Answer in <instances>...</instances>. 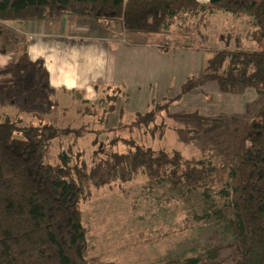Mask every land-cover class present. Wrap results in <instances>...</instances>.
<instances>
[{
    "label": "trees",
    "instance_id": "obj_1",
    "mask_svg": "<svg viewBox=\"0 0 264 264\" xmlns=\"http://www.w3.org/2000/svg\"><path fill=\"white\" fill-rule=\"evenodd\" d=\"M220 10L251 18L248 36L252 42H264V0H0V22L49 21L67 14L118 20L128 32L168 33L177 19L197 18L196 29L188 34L205 39L198 30L200 25L208 13ZM0 33L5 39L1 48L12 46L15 51L9 63L14 82L7 95L13 96L17 81L30 74L34 88L41 90L39 101L52 109L55 102L50 96L55 93L42 63L28 59L21 35L5 32L3 25ZM206 79H215L221 91L239 92L249 87L259 94L254 117L247 125L242 129L234 126L240 119L226 112H171L170 99L151 101L145 110L123 121L125 108L115 102L124 92L113 85L105 91V103L108 110L117 109L122 122L110 129H127L131 135L120 141V150L116 147L119 139H110L108 147H100L89 161L79 147L63 146L54 153L53 145L61 137L79 138L96 129L87 124L81 128L58 126L50 121L18 126L19 114L11 117L0 103V264H113L96 255L85 256L90 246L82 224L81 201L91 196L92 188H112L139 173L145 175L143 188L148 191L164 182L167 191L186 194L198 190L213 200L211 212L189 219L186 228L195 218L202 223L215 216L233 235L225 247L167 258L161 264H264V49L239 45L212 51L200 77L189 78L179 96ZM30 87L18 88L23 104ZM93 106L85 104L84 108ZM162 111L166 117L192 120L195 125L219 124L225 135H232V144L225 141L226 146L215 156L185 158L177 149H155L132 135L138 130L161 138L167 129L166 123L157 122Z\"/></svg>",
    "mask_w": 264,
    "mask_h": 264
},
{
    "label": "rangeland",
    "instance_id": "obj_2",
    "mask_svg": "<svg viewBox=\"0 0 264 264\" xmlns=\"http://www.w3.org/2000/svg\"><path fill=\"white\" fill-rule=\"evenodd\" d=\"M12 24L0 22L5 32L12 30L21 34L19 28ZM196 24L197 18L177 19L170 26L171 28L169 27L167 39L183 36L184 40L189 39L186 40L185 45L193 42V46L200 48V51L196 50L197 53L206 58L212 51L221 50L223 47L232 49L240 45L249 50L264 49V42L260 44L252 42L248 36V31L252 28L249 17H237L222 10L208 13L204 25L201 24L198 29L200 33L206 35L205 39L190 35V32L188 34L189 30L196 29ZM4 41V36L0 33V49ZM173 42L174 40L171 43ZM174 48L176 46H169L162 50L166 52ZM9 49L14 50V47L7 46L5 52L0 50L1 57H3L2 54L8 53L0 63V103L5 105L2 111L11 117H21L17 122L18 126L35 125L47 121L58 126L78 128L87 124L97 132L94 130V132L83 133L79 138L73 135L61 137L58 142L55 140L53 145L54 153L63 146L73 147V149L79 147L85 151L87 161L93 153L101 149L100 147L107 148L112 138L119 139L117 149L123 148L120 141L128 138L131 133L127 129H110L112 126H118L122 121H119V115L116 114L117 109L113 111L107 109L106 93L103 91L99 93L100 98L95 100L94 106L90 109L84 108L83 96L79 91H66V94H60V97L66 99H59L58 103H63L62 105H66V108L54 106L51 109L46 102L39 101L40 97L37 95L41 90L34 88L35 83L32 82V76L29 74L23 80L15 82L13 96L7 95L8 89L14 82L9 63L15 58V51L12 52ZM6 62L8 64L5 65ZM202 72L203 70H195L181 74L177 70L174 72L172 67L168 68V75L162 79L167 82L165 84L168 95L161 100L152 101L164 103L167 99L172 100L170 110L175 113L198 111L205 115L220 112H226L230 117L236 115L240 120L233 125L242 129L243 125H247L254 117V111L257 108L256 99L259 94L257 95L249 87L239 92L221 91L215 79H206L197 87L179 96L182 85L189 78L200 77ZM181 82L183 83L179 86ZM30 85V91L26 95L27 102L23 104L18 88ZM156 85L157 82L153 83V88ZM175 90L176 92H173ZM54 95L50 96L51 99ZM119 102L120 99H116L117 106ZM125 105V112L121 117L123 121L133 118L137 111H143L148 107L133 104V100ZM14 113L19 116L13 115ZM158 115L157 122L167 124V129L161 138H151L148 134L142 135L138 130L132 133L134 137H140L152 148L177 149L185 158H199L206 154L215 156L220 153V149L226 146L225 141L232 144L230 141L232 135H225V128L219 124L195 125L192 120L166 117L163 111ZM15 135L17 139H20L19 133ZM145 180V175L139 173L133 180L119 182L112 188L108 186L92 188L91 196L81 201L82 224L87 230L86 239L90 246L85 254L86 257L96 255L113 264H161L167 258L192 256L206 249L225 247L232 241V232L225 229L224 224L215 216H210L202 223L195 218L188 228L184 226L185 222L194 216L211 212L213 208L211 198H207L198 190H191L186 194L167 191V184L164 182L148 191L143 188Z\"/></svg>",
    "mask_w": 264,
    "mask_h": 264
},
{
    "label": "crops",
    "instance_id": "obj_3",
    "mask_svg": "<svg viewBox=\"0 0 264 264\" xmlns=\"http://www.w3.org/2000/svg\"><path fill=\"white\" fill-rule=\"evenodd\" d=\"M13 24L26 42L28 59L40 61L47 71L57 107H66L58 103L66 99L60 97L66 91H79L84 104H93L100 98L99 93L108 92L113 85L121 86L124 92L119 105L126 108L125 104L133 100V104L147 107L152 100L167 97V82L162 79L168 75V68L181 74L199 71L206 59L197 53L200 48L193 42L185 45L189 39L183 36L167 39L169 33L128 32L118 20L64 14L49 21ZM169 46L176 48L162 50ZM7 55L0 56V63Z\"/></svg>",
    "mask_w": 264,
    "mask_h": 264
}]
</instances>
